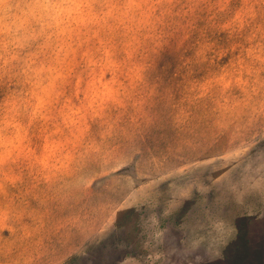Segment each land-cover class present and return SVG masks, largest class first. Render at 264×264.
Here are the masks:
<instances>
[{"label":"rangeland","instance_id":"obj_1","mask_svg":"<svg viewBox=\"0 0 264 264\" xmlns=\"http://www.w3.org/2000/svg\"><path fill=\"white\" fill-rule=\"evenodd\" d=\"M0 264H264V0H0Z\"/></svg>","mask_w":264,"mask_h":264}]
</instances>
